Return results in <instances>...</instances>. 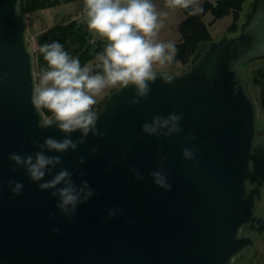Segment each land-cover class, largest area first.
<instances>
[{
	"label": "water",
	"instance_id": "water-1",
	"mask_svg": "<svg viewBox=\"0 0 264 264\" xmlns=\"http://www.w3.org/2000/svg\"><path fill=\"white\" fill-rule=\"evenodd\" d=\"M20 1L0 0V264H232L243 257L264 233V132L240 68L264 59V0L251 3L237 35L203 44L178 71L157 70L173 82L157 78L146 100L130 104L129 86L99 101L104 135L89 134L45 177L65 168L77 185L86 181L94 190L71 223L50 190L41 191L23 168L14 172L9 159L39 151L33 139L64 138L38 126L31 104L35 60ZM172 112L183 115L182 133L165 139L142 132L154 116ZM185 148L196 149L194 160L183 158ZM156 170L167 174L171 191L154 184L149 173ZM9 179L24 185L22 194L12 195ZM112 208L122 214L109 218Z\"/></svg>",
	"mask_w": 264,
	"mask_h": 264
},
{
	"label": "clouds",
	"instance_id": "clouds-1",
	"mask_svg": "<svg viewBox=\"0 0 264 264\" xmlns=\"http://www.w3.org/2000/svg\"><path fill=\"white\" fill-rule=\"evenodd\" d=\"M84 3L88 29L108 42L103 53L97 56L103 74H91L89 67H81L79 59L72 57L58 41L40 47L47 68L41 72L39 83L34 85L31 104L39 116L38 126L42 129L54 127L64 138L57 140L49 136L43 144L33 139L32 143L39 151L23 156L11 153L9 156L15 165L14 172L23 168L30 181L36 183L41 191L50 190V198L57 201L55 207L69 223L77 215L78 206L95 195L94 190L86 181L77 185L73 173L65 168L55 172L51 179L46 180L45 177L61 164V155L69 150L75 151L89 134L93 137L104 135L97 128L101 112L96 110L95 97L108 87L123 90L133 86L135 98L130 104L146 100L157 78L172 84L174 77L166 71H157L154 66L164 68L174 64L178 52L175 44L156 40L163 25L160 22L161 13H158L152 0H84ZM166 4L170 8L187 9L190 15H197L203 10L197 0H166ZM182 119L183 115L176 112L167 116L156 115L150 122L144 123L141 130L149 136L167 139L183 132L180 127ZM77 132L80 138L71 139ZM187 139L194 140L195 137ZM98 151V146L93 147L92 155ZM49 152L60 155H47ZM195 153V148H185L182 156L185 160H194ZM166 159V156L160 158V168ZM78 162L84 164V158L81 157ZM252 165L253 162L249 161L250 170ZM131 171L136 180L143 179L134 167ZM149 175L155 185L171 191L166 173L156 170ZM8 185L13 196L22 194V183L9 179ZM261 191L264 192V188ZM119 214H122L121 209L108 210L109 218ZM54 215L50 212L49 218ZM59 231V228L52 229L54 234Z\"/></svg>",
	"mask_w": 264,
	"mask_h": 264
},
{
	"label": "trees",
	"instance_id": "trees-1",
	"mask_svg": "<svg viewBox=\"0 0 264 264\" xmlns=\"http://www.w3.org/2000/svg\"><path fill=\"white\" fill-rule=\"evenodd\" d=\"M76 0H22L18 7L24 10V14L33 13L46 8L59 6L75 2ZM84 2V0H81ZM245 0H204L199 5L202 11L197 15H190L189 10L181 8L183 18L177 25L179 39L175 42L178 49L176 61L171 66L187 64L197 53L199 48L208 42L213 41L208 29V25L204 23L203 17L209 13L212 17L211 22L231 15L232 21L228 26V31L232 34L238 32V21L243 11ZM85 4V3H84ZM241 28V27H240ZM240 30V29H239ZM53 41L60 42L64 49L75 58H78L81 67L84 63L92 61L103 53L108 42L95 39L89 33L88 29L76 19H69L66 22L56 23L49 28L36 35V51L34 55L35 72L41 73L47 68V62L44 60L43 54L39 51L44 44H50ZM248 63L252 65L261 63L262 65L246 70L243 73V79L248 84L250 92L253 94L258 110L264 111V59L253 60ZM247 68V63L240 66L241 70ZM248 69V68H247ZM102 73V71H98Z\"/></svg>",
	"mask_w": 264,
	"mask_h": 264
},
{
	"label": "rangeland",
	"instance_id": "rangeland-1",
	"mask_svg": "<svg viewBox=\"0 0 264 264\" xmlns=\"http://www.w3.org/2000/svg\"><path fill=\"white\" fill-rule=\"evenodd\" d=\"M204 0H197L198 4L202 3ZM214 1V0H210ZM254 0H245L243 5V11L241 13L240 19L238 21V32L241 27V24L244 23L246 20V16L249 14L252 8V4ZM152 3L156 6L158 13H161L160 22L162 23V27L159 29L158 35L156 37L157 42H164V43H175L179 39V34L177 31V25L180 20L183 18V14L181 12V8H170L166 4V0H152ZM166 14V15H164ZM26 40L29 46L31 47L33 54L35 53L37 47L35 43L36 35L40 34L45 29L49 28L50 26L56 23L66 22L69 19H76L79 23L83 24L87 29V14L85 4L81 0H76L75 2H71L68 4H62L59 6L46 8L44 10H40L33 13H26ZM212 17L209 13L205 14L203 17V21L205 24L208 25L209 32L213 41H218L225 37H231L237 35V33L232 34L228 31V26L232 21V16L228 15L222 17L215 22H211ZM89 33L92 35L93 38L101 40L103 42H107L105 38L100 37L96 33L90 31ZM261 63H247V68L242 67V71L245 72L246 70L249 72L251 69L261 66ZM89 67L91 69V74H97L98 71H102L101 62L95 58L92 61H88L83 64L82 67ZM156 70H173L178 71L183 66L181 64H176L174 67L171 65H166L164 68H160L159 65L154 66ZM35 70V67H34ZM103 74V73H100ZM41 73L35 72V83H39ZM112 87L105 88L103 92L95 97L97 104L99 101L110 91ZM96 104V105H97ZM257 126L260 131L264 132V111L258 110V119H257ZM261 244L257 246V250L264 251V239L260 241ZM261 261V259H260Z\"/></svg>",
	"mask_w": 264,
	"mask_h": 264
},
{
	"label": "flooded vegetation",
	"instance_id": "flooded-vegetation-1",
	"mask_svg": "<svg viewBox=\"0 0 264 264\" xmlns=\"http://www.w3.org/2000/svg\"><path fill=\"white\" fill-rule=\"evenodd\" d=\"M264 214V213H263ZM248 230L245 226L241 228V234H247ZM264 239V233H262L260 236L256 237L253 243L252 248L248 249L243 257H235L232 260V264H264V251L257 250V246L260 243V241ZM261 259V261H260Z\"/></svg>",
	"mask_w": 264,
	"mask_h": 264
}]
</instances>
